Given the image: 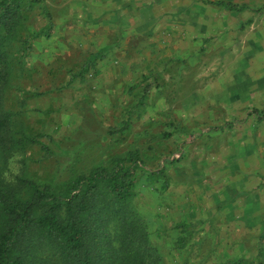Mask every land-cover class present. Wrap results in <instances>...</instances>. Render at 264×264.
Masks as SVG:
<instances>
[{"label":"rangeland","instance_id":"rangeland-1","mask_svg":"<svg viewBox=\"0 0 264 264\" xmlns=\"http://www.w3.org/2000/svg\"><path fill=\"white\" fill-rule=\"evenodd\" d=\"M204 3L170 43H132L115 0H22L0 184L60 190L138 152L133 206L163 264H264V0Z\"/></svg>","mask_w":264,"mask_h":264},{"label":"trees","instance_id":"trees-1","mask_svg":"<svg viewBox=\"0 0 264 264\" xmlns=\"http://www.w3.org/2000/svg\"><path fill=\"white\" fill-rule=\"evenodd\" d=\"M22 17V0H0V44ZM6 140L18 144L0 115V151ZM140 168L130 152L60 190L24 179L17 189L0 184V264H163L133 206Z\"/></svg>","mask_w":264,"mask_h":264},{"label":"crops","instance_id":"crops-1","mask_svg":"<svg viewBox=\"0 0 264 264\" xmlns=\"http://www.w3.org/2000/svg\"><path fill=\"white\" fill-rule=\"evenodd\" d=\"M208 1L214 2V0H115V5L119 6L118 8L124 7L122 20L125 24L127 42L139 43L149 40V43H170L171 33L182 30L184 26L182 17L190 16ZM221 1L233 3L246 1L248 4L252 1L257 2V0ZM118 14L114 13L116 23Z\"/></svg>","mask_w":264,"mask_h":264}]
</instances>
